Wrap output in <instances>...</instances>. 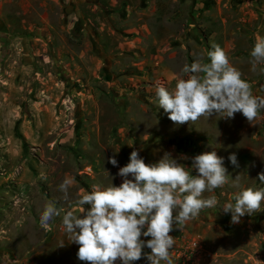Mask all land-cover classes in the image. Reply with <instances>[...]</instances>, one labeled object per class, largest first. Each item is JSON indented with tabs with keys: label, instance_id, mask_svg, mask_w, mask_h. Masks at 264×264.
Wrapping results in <instances>:
<instances>
[{
	"label": "rangeland",
	"instance_id": "374dc122",
	"mask_svg": "<svg viewBox=\"0 0 264 264\" xmlns=\"http://www.w3.org/2000/svg\"><path fill=\"white\" fill-rule=\"evenodd\" d=\"M258 36L264 0H0V264H85L61 218L40 224L43 206L79 214L76 200L93 184L119 186L133 150L146 164L170 152L192 175L181 157L224 158L229 183L203 194L218 205L169 233L173 264H264V203L238 224L222 210L240 190L236 176L241 188H264V112L250 123L236 113L177 125L155 96L197 56L208 62L216 43L264 97V73L250 63ZM133 264L149 262L142 254Z\"/></svg>",
	"mask_w": 264,
	"mask_h": 264
},
{
	"label": "clouds",
	"instance_id": "9594fccd",
	"mask_svg": "<svg viewBox=\"0 0 264 264\" xmlns=\"http://www.w3.org/2000/svg\"><path fill=\"white\" fill-rule=\"evenodd\" d=\"M250 57L252 70L261 66L260 71L264 73V37L256 38ZM207 61L197 56L191 64H185L171 91L163 84L156 85L158 106L170 121L183 125L213 116L230 120L240 113L250 123L264 112V97L253 94L251 84L242 78L220 45L211 44ZM181 159L191 160L190 168L195 175L170 152L146 164L139 152L133 150L129 162L119 167L116 174L121 177L119 186L112 182L106 187L93 184L90 192L76 200L79 214L48 201L43 206L40 224L50 230V221L61 218L71 243L78 245L77 259L85 264H116L117 261L133 264L142 254L149 264L162 261L173 264L170 250L175 238L169 235L173 225L181 229L201 211L215 208L217 198L214 195L205 198L203 194L229 183L224 158L215 150ZM228 161L239 166L235 153L229 154ZM108 163L118 165L114 156L108 157ZM257 177L264 183V172ZM239 179L236 176L232 181V186L240 189L233 193L234 202L222 207L225 214H231L233 224L240 223L245 215L261 211L264 203V188H241ZM74 184L75 178L71 176L60 183L59 190L65 200ZM142 236L150 239H141ZM63 246L61 242L59 247ZM145 247L150 253H142Z\"/></svg>",
	"mask_w": 264,
	"mask_h": 264
}]
</instances>
